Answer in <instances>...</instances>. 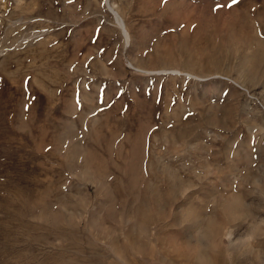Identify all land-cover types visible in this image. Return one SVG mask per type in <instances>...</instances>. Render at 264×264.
Returning a JSON list of instances; mask_svg holds the SVG:
<instances>
[{
    "label": "rangeland",
    "instance_id": "374dc122",
    "mask_svg": "<svg viewBox=\"0 0 264 264\" xmlns=\"http://www.w3.org/2000/svg\"><path fill=\"white\" fill-rule=\"evenodd\" d=\"M0 264H264V0H0Z\"/></svg>",
    "mask_w": 264,
    "mask_h": 264
},
{
    "label": "bare ground",
    "instance_id": "6f19581e",
    "mask_svg": "<svg viewBox=\"0 0 264 264\" xmlns=\"http://www.w3.org/2000/svg\"><path fill=\"white\" fill-rule=\"evenodd\" d=\"M117 19L119 20V23L122 25V27L124 28V30H125V27H124V22H123V20L119 17V16H117Z\"/></svg>",
    "mask_w": 264,
    "mask_h": 264
}]
</instances>
